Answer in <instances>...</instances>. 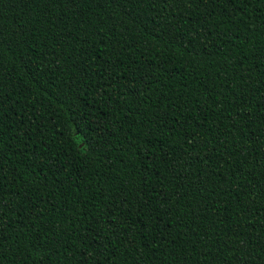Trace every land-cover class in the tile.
Listing matches in <instances>:
<instances>
[{
	"label": "trees",
	"instance_id": "obj_1",
	"mask_svg": "<svg viewBox=\"0 0 264 264\" xmlns=\"http://www.w3.org/2000/svg\"><path fill=\"white\" fill-rule=\"evenodd\" d=\"M0 264H264V0H0Z\"/></svg>",
	"mask_w": 264,
	"mask_h": 264
}]
</instances>
